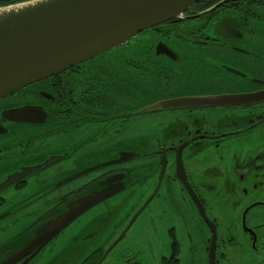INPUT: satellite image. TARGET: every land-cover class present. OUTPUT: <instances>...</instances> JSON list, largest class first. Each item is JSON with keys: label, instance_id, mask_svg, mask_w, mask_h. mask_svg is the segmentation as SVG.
Returning <instances> with one entry per match:
<instances>
[{"label": "flooded vegetation", "instance_id": "obj_1", "mask_svg": "<svg viewBox=\"0 0 264 264\" xmlns=\"http://www.w3.org/2000/svg\"><path fill=\"white\" fill-rule=\"evenodd\" d=\"M55 157L0 191L1 217L31 220L0 263L70 203L113 192L69 225L104 239L58 264H264V0H198L0 98V184Z\"/></svg>", "mask_w": 264, "mask_h": 264}, {"label": "water", "instance_id": "obj_2", "mask_svg": "<svg viewBox=\"0 0 264 264\" xmlns=\"http://www.w3.org/2000/svg\"><path fill=\"white\" fill-rule=\"evenodd\" d=\"M197 1L26 0L0 6V98L124 45L146 28L181 17ZM257 97V93H247L209 98L252 101ZM168 106L167 101L149 109ZM10 114L19 116L23 112ZM58 158L10 176L0 184V191L16 178L43 169ZM112 194H93L70 203L64 213L38 228L27 243L0 264H15L29 255L21 263L27 264L75 219Z\"/></svg>", "mask_w": 264, "mask_h": 264}, {"label": "rangeland", "instance_id": "obj_3", "mask_svg": "<svg viewBox=\"0 0 264 264\" xmlns=\"http://www.w3.org/2000/svg\"><path fill=\"white\" fill-rule=\"evenodd\" d=\"M128 133L129 135L134 136V132L130 131ZM5 194L6 193H4V195ZM93 219H94L93 217L91 218L87 216L84 218L83 223H82L83 232L86 233L88 227H90V224H91L90 221H92ZM12 222L13 220L8 219L7 216H4V217L0 216V227L9 226L7 231L0 234L1 235L0 244L6 243L8 240H11L12 238H16L20 236L21 232L23 231V228L25 226H28L29 224L31 225L30 219L29 220L19 219L17 220L16 224H11ZM103 239H104V236H100L99 238H97L96 235H88V232L85 235H82L81 227L71 225L66 229V231L63 234L59 236L57 240H54L55 241L54 244L48 245L45 249H43L40 252V254L36 257V259L33 260L30 264H58L59 263L57 262L58 260L60 262H62L63 260L64 262L66 258H68L70 261L74 260L73 258H76L80 262L81 259L85 257L87 254L91 253L92 249L95 248L97 245H99ZM87 241L89 243V246L85 244ZM18 243L19 241H17L15 245ZM54 246H57V248L53 251L52 254H49L51 247H54ZM8 249L10 251L12 249V245ZM114 251H117V248ZM1 256L2 254L0 251V258ZM110 258H107L106 261H103L101 264H110L109 262ZM187 262L189 264H192V260L190 257L189 259H187Z\"/></svg>", "mask_w": 264, "mask_h": 264}, {"label": "trees", "instance_id": "obj_4", "mask_svg": "<svg viewBox=\"0 0 264 264\" xmlns=\"http://www.w3.org/2000/svg\"><path fill=\"white\" fill-rule=\"evenodd\" d=\"M22 1H26V0H0V6L10 5Z\"/></svg>", "mask_w": 264, "mask_h": 264}]
</instances>
